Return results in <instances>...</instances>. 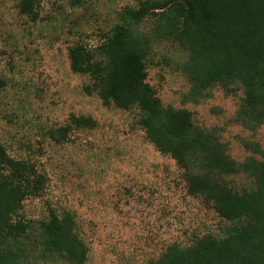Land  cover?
Returning a JSON list of instances; mask_svg holds the SVG:
<instances>
[{
    "label": "rangeland",
    "instance_id": "374dc122",
    "mask_svg": "<svg viewBox=\"0 0 264 264\" xmlns=\"http://www.w3.org/2000/svg\"><path fill=\"white\" fill-rule=\"evenodd\" d=\"M37 17L19 11L21 0H0V143L13 159L32 163L46 178L39 197L26 198L15 219L40 221L49 209L73 215L88 253L85 264H150L170 245L219 236L228 224L211 203L187 194L183 171L145 138L136 108L105 105L87 75L70 69L68 49L97 46L116 12L135 0H32ZM155 19L141 29L150 33ZM187 53L156 41L146 61V82L163 108L186 110L192 123L215 134L228 156L264 160V125L254 131L236 121L243 94L236 85L196 93L183 65ZM70 116L90 117L92 130L52 134ZM245 144H256L263 155ZM242 188L243 177L231 178ZM33 264L37 236L27 241Z\"/></svg>",
    "mask_w": 264,
    "mask_h": 264
},
{
    "label": "trees",
    "instance_id": "16d2710c",
    "mask_svg": "<svg viewBox=\"0 0 264 264\" xmlns=\"http://www.w3.org/2000/svg\"><path fill=\"white\" fill-rule=\"evenodd\" d=\"M135 2L116 12L97 46L76 43L68 49L70 69L89 76L105 105L136 108L145 138L182 169L187 194L211 203L228 223L219 236L204 235L187 247L170 245L150 264H264V160L231 159L213 132L194 125L186 110L163 108L146 82L151 48L167 39L187 53L183 71L196 93L236 85L243 94L236 121L250 131L263 126L264 0ZM18 7L37 17L32 0H21ZM153 17V29L144 32L141 25ZM95 126L90 117L70 116L51 137L61 141L73 129ZM245 148L263 155L256 144ZM233 177H243L246 185L236 189ZM45 185L32 163L11 158L0 143V264H33L26 256L32 233L41 259L85 264L88 250L69 212L49 209L45 220L15 219L23 201L39 197Z\"/></svg>",
    "mask_w": 264,
    "mask_h": 264
}]
</instances>
